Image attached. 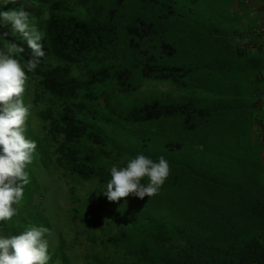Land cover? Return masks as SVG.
<instances>
[{
  "label": "trees",
  "instance_id": "obj_1",
  "mask_svg": "<svg viewBox=\"0 0 264 264\" xmlns=\"http://www.w3.org/2000/svg\"><path fill=\"white\" fill-rule=\"evenodd\" d=\"M232 1L247 12L246 0L5 5L23 7L46 34V56L26 73L24 94L26 135L37 149L17 214L0 222L5 234L31 223L49 227V264H72L73 254L85 264H264V120L257 119L264 115V30H253L254 18L245 24ZM3 32L24 47L26 63L27 44L10 27ZM234 32L254 52L232 43ZM231 49L242 59H232ZM206 79L220 96L200 106ZM243 86L251 92L245 102ZM232 100L244 116L223 104ZM136 153L164 156L169 177L155 196L108 201L101 191L108 168ZM58 168L66 209L52 195L46 200L47 175ZM59 213L77 226L69 240Z\"/></svg>",
  "mask_w": 264,
  "mask_h": 264
},
{
  "label": "clouds",
  "instance_id": "obj_2",
  "mask_svg": "<svg viewBox=\"0 0 264 264\" xmlns=\"http://www.w3.org/2000/svg\"><path fill=\"white\" fill-rule=\"evenodd\" d=\"M14 2L0 0V28L10 27L11 35L27 44L31 57L21 62L24 47L5 39L9 33H0V222L10 221L17 214L16 205L23 200L30 183L27 167L33 161L37 142L26 135L31 115V105L24 99L26 73L34 72L46 56V34L31 13L23 7L5 10V5ZM246 5L256 22L253 30L257 31L264 17V0H246ZM239 43L241 49L246 47L245 40ZM260 43L263 54L264 40ZM247 47H253V43L247 41ZM259 138L264 141V135ZM108 173L110 178L101 188L108 201L118 202L130 194L143 200L158 194L169 177L170 165L164 156L153 159L136 153L123 166L112 164ZM50 234L44 224L31 223L7 234L0 227V264H49Z\"/></svg>",
  "mask_w": 264,
  "mask_h": 264
},
{
  "label": "rangeland",
  "instance_id": "obj_3",
  "mask_svg": "<svg viewBox=\"0 0 264 264\" xmlns=\"http://www.w3.org/2000/svg\"><path fill=\"white\" fill-rule=\"evenodd\" d=\"M208 1V0H206ZM232 7H235V9H238L240 8L242 12H244L245 14H243V19L242 20H245L246 23H248L252 18L253 16L250 15V12L249 10L247 9V12L242 9L240 3H238L236 6H234V2L232 1V4H231ZM246 17H245V16ZM226 24H229L231 25L232 27H234V31H237L239 32L240 31V28H241V25H236L233 23V22H230L229 19H226ZM245 23V24H246ZM236 32L232 33L231 35L233 36L232 37V43L234 42H242V39H237L236 35H235ZM247 41L248 40H245V43H246V50H245V55L246 53L248 52V49L251 50L250 48L251 47H247ZM230 51V50H229ZM253 50H251L252 52ZM254 52V51H253ZM237 53H239V56L237 55ZM236 54H234V50L231 49L230 51V55H231V58L232 59H242V57L244 56V53L242 52H237ZM261 57L262 59L264 60V53L261 54ZM244 59V58H243ZM213 84L212 81H209V79H206L204 82H203V85L201 87H205L203 88L201 91L199 90V95H200V98L196 101L198 102V104L200 106L202 105H206V106H209L210 103L208 102V99L210 98H214L215 100H218L219 96L220 95H216L214 93H211L210 89L208 87H211V85ZM226 84V83H225ZM242 84V83H240ZM254 84V83H253ZM220 85H224V82L221 83ZM260 85H263L264 87V80L261 82ZM249 86H251V84H249ZM256 87V85H254ZM167 85H161L160 88L162 89H166ZM262 87V86H261ZM143 88L145 90H148V89H151V85L150 83L147 84V83H144L143 84ZM250 89L249 88H246L245 86H243L242 89H240V94L241 96H244V97H241L240 95V98H242V101L245 102L247 99H248V95L250 94ZM223 94V93H222ZM215 97H214V96ZM207 100V101H206ZM238 102V101H237ZM236 101H233L232 100V104H230L229 102L225 103L223 102V104L225 105V107H227L229 110L232 109V106L231 105H236L237 104ZM221 102H216V105L219 107V108H222V104H220ZM240 103V104H239ZM239 108H235V109H232V115L233 113H235V115H238V114H241V116H244L245 112L243 111H240V110H244L243 109V104H241V101H239ZM236 111V112H234ZM258 113L260 112L259 110H257ZM222 112V111H221ZM261 113H264L261 112ZM250 116H252L250 114ZM257 119H262L264 120V115L262 118H257ZM249 121V120H248ZM31 123L32 125H35L37 124L34 120H33V115L31 117ZM258 126L255 125V128L253 130L254 134H256V129H257ZM61 171L59 170V168L53 172V174L49 177L47 175V182L49 183V186H50V190L49 192L46 194V200L50 199L51 198V195L55 197V199L57 200V205H59L60 207H62L63 209H66L68 206H70V199H69V195H68V191L66 190L67 187H64L63 186V182L65 181V179L61 176ZM59 219H60V227L61 229L63 230L64 233H66L64 236L69 240L72 238V234H75V232L77 231V226H75L74 224H72L70 222V216L66 215V214H62V213H59ZM77 225V224H76ZM72 227V228H71ZM91 228L94 227L93 225L90 226ZM80 229V228H79ZM50 241L51 238H49ZM85 248V247H84ZM81 251V250H80ZM85 253L88 252L86 250V248L83 250ZM82 253V252H81ZM72 264H85L82 260V258H76L75 254L72 255Z\"/></svg>",
  "mask_w": 264,
  "mask_h": 264
},
{
  "label": "built area",
  "instance_id": "obj_4",
  "mask_svg": "<svg viewBox=\"0 0 264 264\" xmlns=\"http://www.w3.org/2000/svg\"><path fill=\"white\" fill-rule=\"evenodd\" d=\"M247 1H249V0H247ZM258 28H257V31L259 30V27L261 28L260 30L262 31V30H264V17H263V19L261 18V21L260 22H258Z\"/></svg>",
  "mask_w": 264,
  "mask_h": 264
}]
</instances>
